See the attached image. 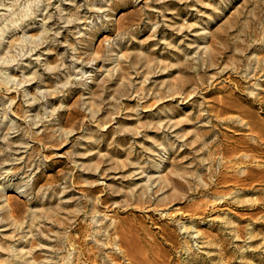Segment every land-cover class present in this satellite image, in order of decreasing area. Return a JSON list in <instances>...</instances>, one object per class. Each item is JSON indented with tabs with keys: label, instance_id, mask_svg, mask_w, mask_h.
I'll return each mask as SVG.
<instances>
[{
	"label": "rangeland",
	"instance_id": "obj_1",
	"mask_svg": "<svg viewBox=\"0 0 264 264\" xmlns=\"http://www.w3.org/2000/svg\"><path fill=\"white\" fill-rule=\"evenodd\" d=\"M0 264H264V0H0Z\"/></svg>",
	"mask_w": 264,
	"mask_h": 264
}]
</instances>
